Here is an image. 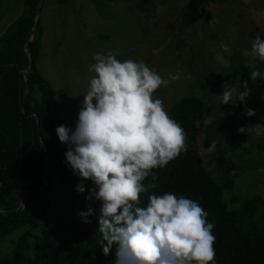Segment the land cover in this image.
<instances>
[{"label": "trees", "instance_id": "trees-1", "mask_svg": "<svg viewBox=\"0 0 264 264\" xmlns=\"http://www.w3.org/2000/svg\"><path fill=\"white\" fill-rule=\"evenodd\" d=\"M40 1L23 0L22 13L0 36V244L8 236L24 232L12 251L3 258L0 256V264H114L116 246L107 256L100 246L102 234L98 231L97 217L101 202L86 199L87 189L94 185L90 180L84 181L85 193L75 190L80 178L67 166L68 146L59 141L55 131L57 99L38 70L44 32L41 19L36 26V37L28 45ZM68 2L59 0L61 4ZM143 2L146 0L139 1L137 9L147 11ZM201 16L192 19V24ZM3 19L0 14V23ZM29 54L33 67L27 84L24 71L29 65ZM236 61L229 70H237ZM255 61L254 69L257 67L264 76V59L256 57ZM256 80L264 92V79ZM226 82L223 73L213 74L201 84V89H223ZM166 111L184 128L186 150L165 167L153 170L158 179L148 194L173 192L203 206L208 220L214 224L216 264H264V196L258 192L251 195L245 192L242 196L236 184L250 161L256 162V167L264 166V138L256 141L254 133L257 125L264 130V118L245 116L236 124L222 119L210 125L205 147L219 151L225 139L231 146L229 156L213 155L219 173L214 175L199 149V126L206 118L207 104L189 96ZM213 127L215 132L211 131ZM240 128L246 131L241 133ZM41 141L47 146V154ZM254 147L260 160L256 156L248 157ZM45 168L50 181L56 177L67 189L61 209L54 213L50 211L51 182L43 190ZM149 182L151 177L143 183ZM148 194H141L142 205L147 204ZM22 204L24 208L20 210ZM234 204L239 205L231 206ZM89 206L94 209V215L89 217L90 223H83L78 212ZM40 219L44 220L43 231L34 235Z\"/></svg>", "mask_w": 264, "mask_h": 264}, {"label": "rangeland", "instance_id": "rangeland-1", "mask_svg": "<svg viewBox=\"0 0 264 264\" xmlns=\"http://www.w3.org/2000/svg\"><path fill=\"white\" fill-rule=\"evenodd\" d=\"M139 1L69 0L68 4H61L59 0H43L40 19L44 32L38 70L56 96L58 126L63 124L74 129L83 95L95 74L89 71V65L95 63L96 53L111 52L121 61H143L165 81L154 93L155 98L163 101L165 110L189 96L207 104L206 118L199 126V149L208 170L219 175L213 155L229 156L231 146L225 139L219 151L206 148L208 128L222 119L236 124L247 116L248 108L255 110L253 117L264 118L263 87L258 80H252L250 73L256 70L253 65L257 62L248 54L252 39L259 33L255 29L253 3L249 0L206 3L203 0H146L143 5L147 11H142L137 9ZM22 10L23 0H0V14L4 18L0 36ZM196 16L202 18L192 24ZM234 61L237 70H229ZM177 73L180 78L172 79ZM220 73L228 83L247 82L250 93L243 104H221L223 89H201L208 77ZM216 127L211 131L215 132ZM254 133L256 141L264 138L262 127L257 125ZM257 151L254 147L248 157L256 156L260 160ZM242 172L236 181L241 188L239 193L243 196L258 192L264 196V166L256 167V162L250 161ZM50 182V211L54 213L61 209L67 189L56 177ZM236 205L239 204L231 206ZM43 227L44 220L40 219L33 234H41ZM23 233L16 232L0 244L2 258L12 251Z\"/></svg>", "mask_w": 264, "mask_h": 264}, {"label": "clouds", "instance_id": "clouds-1", "mask_svg": "<svg viewBox=\"0 0 264 264\" xmlns=\"http://www.w3.org/2000/svg\"><path fill=\"white\" fill-rule=\"evenodd\" d=\"M248 54L264 59L259 33ZM93 59L89 71L95 74L74 129L61 124L55 131L68 146L67 166L80 178L75 190L85 193L84 181L90 180L94 187L87 189L86 199L101 202L97 222L103 254L115 245L114 264H216L214 224L203 206L173 192L148 194L158 179L153 170L186 150L184 128L154 97L164 79L143 61H121L111 52L96 53ZM250 73L252 80L264 79L259 69ZM171 78L179 79L180 73ZM249 93L246 81L226 82L221 104H243ZM246 115L255 110L248 108ZM141 194H148L146 205ZM93 215L91 206L78 212L83 223Z\"/></svg>", "mask_w": 264, "mask_h": 264}, {"label": "water", "instance_id": "water-1", "mask_svg": "<svg viewBox=\"0 0 264 264\" xmlns=\"http://www.w3.org/2000/svg\"><path fill=\"white\" fill-rule=\"evenodd\" d=\"M42 8H43V0H41L39 3L38 10H37V13H36V16H35V19L33 22L32 30H31V36H30V39L28 41V45H31V43L34 41V39L36 37V26H37L38 22L40 21ZM32 67H33V58H32V55L29 54V65H28V68L26 69V71H24L25 81L27 84H29L28 73L31 72ZM28 92H29V90L26 91V94L24 96V101L27 98ZM41 143L43 144L45 152L47 154L46 144L44 143V141H41ZM45 172H46L45 179H44L45 180V186H44L43 190L46 189L50 185L49 172H48L47 168H45ZM23 208H24V204L21 205L20 210H22Z\"/></svg>", "mask_w": 264, "mask_h": 264}, {"label": "crops", "instance_id": "crops-1", "mask_svg": "<svg viewBox=\"0 0 264 264\" xmlns=\"http://www.w3.org/2000/svg\"><path fill=\"white\" fill-rule=\"evenodd\" d=\"M249 1L253 3V19L255 21V29L259 32L260 35L264 36V0Z\"/></svg>", "mask_w": 264, "mask_h": 264}]
</instances>
